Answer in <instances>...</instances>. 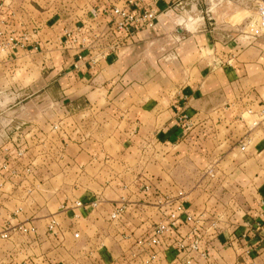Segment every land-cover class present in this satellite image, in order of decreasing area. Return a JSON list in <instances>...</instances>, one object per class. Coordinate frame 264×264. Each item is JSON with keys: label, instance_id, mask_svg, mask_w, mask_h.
Returning a JSON list of instances; mask_svg holds the SVG:
<instances>
[{"label": "crops", "instance_id": "1", "mask_svg": "<svg viewBox=\"0 0 264 264\" xmlns=\"http://www.w3.org/2000/svg\"><path fill=\"white\" fill-rule=\"evenodd\" d=\"M126 1L0 0V264H264L255 0H156L117 47Z\"/></svg>", "mask_w": 264, "mask_h": 264}, {"label": "built area", "instance_id": "2", "mask_svg": "<svg viewBox=\"0 0 264 264\" xmlns=\"http://www.w3.org/2000/svg\"><path fill=\"white\" fill-rule=\"evenodd\" d=\"M156 0L143 1V0H127L126 5H113L109 10L103 11L104 14L108 17V25L111 30L116 34L118 38V45L121 41H125L132 33L136 32L141 28H153L156 21L157 10L155 9ZM176 12L183 13L184 7L179 5L176 9ZM184 22V21H183ZM182 22V23H183ZM181 23H178L180 25ZM247 34L254 37L264 36V0H255V7L253 10V16L250 18L247 23ZM8 41H13V37H8ZM85 41V39H83ZM7 44V42H6ZM36 49V47H35ZM78 59L82 58V55L78 54ZM92 63L95 62V59L91 60ZM264 112V111H263ZM181 211L182 207L179 205L176 208V211L170 216L175 220L177 211ZM119 211H114L111 214L112 218L118 216ZM187 219H191L188 215ZM57 226V223L54 220H51L48 224V230L52 231L54 227ZM22 232H34V227H18ZM166 228L164 225H158L153 229L152 237L150 238V243L152 245H159L161 237L164 235ZM1 237L8 238V230H5L1 233ZM77 237V234H75ZM155 254H149L148 258L144 260V264H149ZM187 264L189 261L186 262Z\"/></svg>", "mask_w": 264, "mask_h": 264}, {"label": "rangeland", "instance_id": "3", "mask_svg": "<svg viewBox=\"0 0 264 264\" xmlns=\"http://www.w3.org/2000/svg\"><path fill=\"white\" fill-rule=\"evenodd\" d=\"M176 15H173V19L175 20V22L178 24V23H181L180 25H178V27H181L183 29H194L195 25L197 24V21L196 19L192 18L190 15L186 14L185 12L183 13H179V12H176ZM191 17V21L188 20V18ZM184 21V22H183ZM183 22V23H182ZM4 85V83H3ZM9 102V100H7ZM3 103H5L3 101ZM2 103V104H3Z\"/></svg>", "mask_w": 264, "mask_h": 264}, {"label": "water", "instance_id": "4", "mask_svg": "<svg viewBox=\"0 0 264 264\" xmlns=\"http://www.w3.org/2000/svg\"><path fill=\"white\" fill-rule=\"evenodd\" d=\"M180 32V31H179Z\"/></svg>", "mask_w": 264, "mask_h": 264}]
</instances>
